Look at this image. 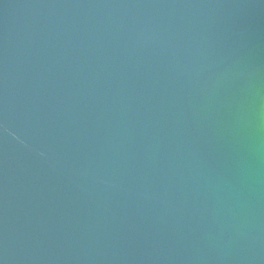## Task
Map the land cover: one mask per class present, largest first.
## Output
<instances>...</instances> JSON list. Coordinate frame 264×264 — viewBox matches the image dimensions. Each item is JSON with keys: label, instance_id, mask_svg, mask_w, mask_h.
I'll list each match as a JSON object with an SVG mask.
<instances>
[{"label": "water", "instance_id": "95a60500", "mask_svg": "<svg viewBox=\"0 0 264 264\" xmlns=\"http://www.w3.org/2000/svg\"><path fill=\"white\" fill-rule=\"evenodd\" d=\"M0 264H264V0H0Z\"/></svg>", "mask_w": 264, "mask_h": 264}]
</instances>
